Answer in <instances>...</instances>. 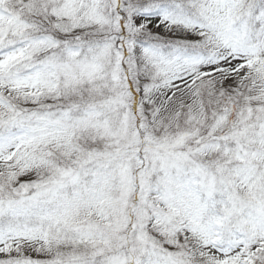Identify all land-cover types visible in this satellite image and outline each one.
I'll return each mask as SVG.
<instances>
[{
  "label": "snow or ice",
  "instance_id": "1",
  "mask_svg": "<svg viewBox=\"0 0 264 264\" xmlns=\"http://www.w3.org/2000/svg\"><path fill=\"white\" fill-rule=\"evenodd\" d=\"M0 264H264V0H0Z\"/></svg>",
  "mask_w": 264,
  "mask_h": 264
}]
</instances>
